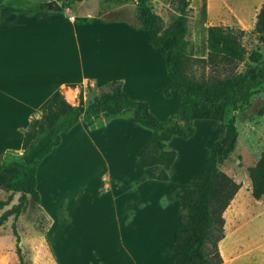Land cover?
<instances>
[{
    "label": "rangeland",
    "instance_id": "obj_1",
    "mask_svg": "<svg viewBox=\"0 0 264 264\" xmlns=\"http://www.w3.org/2000/svg\"><path fill=\"white\" fill-rule=\"evenodd\" d=\"M52 1L59 10L46 7L44 18L99 30L97 49L82 46L79 52L86 85L80 82L74 86L73 107L72 103L67 107L35 108L0 105V161L29 162L47 145L51 130L62 115L72 108L82 112L88 102L106 91V81L111 74L119 72L122 63L131 67L140 65L137 64L135 46L131 45L142 43L144 38L142 31L139 36L136 8L130 0H82L69 9L62 8L63 0H0V41L4 37L1 30L6 31L10 25L22 24L28 19L42 18V12L30 10L41 3L47 6ZM170 1L163 4L151 0L152 12L161 18L164 27L177 15ZM193 11L187 16L186 39L196 46V54L202 50L206 53L201 33L203 13L198 9L196 13ZM5 23L9 26L2 27ZM210 23L216 25V22ZM107 24L113 25L106 27ZM126 27L132 35L125 32ZM108 28H113L112 34ZM234 28L245 32L241 41L244 49L258 50L261 55L259 65L244 63L239 65L237 72L245 74L257 70L264 65V43L257 41L253 29ZM111 42L121 54L118 57L114 54V60L119 64L116 62L105 76V53L110 52ZM137 51L141 56V50ZM155 56L154 72L155 66L157 71L154 76L147 72L146 66L139 67L144 73V97L133 100L146 101L151 115L165 122L170 117L178 118L179 101L173 94L167 99L163 97L161 88L166 87V74L159 56ZM194 70L195 76L206 73L199 66ZM261 110L264 111V84L250 98L248 106L234 110L227 107L222 122L196 120L192 123L191 137H172L165 148L175 152V160L167 171L165 182L150 180L148 176L158 173L159 168H141L136 156L134 163L125 155L122 160L110 161L109 158L120 152L125 154L134 145L133 141L126 143L124 129L115 134L99 133L112 130L111 122L106 127L99 125L101 119L85 127L84 134L80 126L74 127L71 133L61 136L59 146L53 149L56 151L37 169L35 190L40 203L34 204L27 198L19 216L16 219L9 217L0 226V264H19L17 248L24 264H169L172 231L177 227V195L197 178L211 144L219 136L220 127L231 118L238 133L236 145L229 158L219 165V170L239 185V189L222 215L223 238H228L225 249H233L232 264H264V195L258 201L250 197L247 177V169L255 164L264 149V113L260 115ZM122 115L120 121H127L128 125L133 123L132 127H138L141 133H150L132 121L131 111H123ZM33 119L38 122L36 137L26 149H21L22 134ZM128 125L123 127L131 128ZM15 173L14 169L0 172V202L6 203L0 209V215L17 203L19 195L11 194L9 190L10 179ZM127 196L132 210L130 217H136L130 218L131 225L119 235L115 212ZM113 197L115 201H112ZM43 205L48 208L49 216L43 211Z\"/></svg>",
    "mask_w": 264,
    "mask_h": 264
},
{
    "label": "trees",
    "instance_id": "obj_2",
    "mask_svg": "<svg viewBox=\"0 0 264 264\" xmlns=\"http://www.w3.org/2000/svg\"><path fill=\"white\" fill-rule=\"evenodd\" d=\"M81 1L63 0L62 8L69 9ZM130 1L134 2L135 19L144 39L159 56L166 74L167 85L162 95L169 98L173 94L179 101L178 118L158 121L151 115L145 102L131 100L118 82H109L106 91L88 102L82 112L72 108L66 113L51 130L47 145L29 162H0V172L5 169L16 171L10 179L9 190L11 194L19 195L17 203L1 213L0 226L9 217L16 219L19 216L27 198L34 204L39 203L35 190L37 166L59 144L61 135L79 121L87 124L100 114L115 116L126 110L131 111L132 120L150 132L147 141L137 152L138 164L143 169L159 167V172L150 177L165 182L167 171L175 160V152L165 148L172 137H191L192 123L196 120L222 122L227 107L234 110L239 106H248L250 98L264 84V65L245 74L237 72L239 65H259L261 62L258 50L246 51L242 46L243 30L229 26H208L205 34L206 55L197 58L193 55L192 41L186 39L190 0L170 1L177 15L166 27L161 18L152 12L151 0ZM46 7L45 3H41L30 11L37 13ZM116 20L121 21L120 18ZM253 31L257 41L264 43V4L256 13ZM196 66L206 73L195 76ZM263 113V110L259 112L260 115ZM37 125L35 119L29 122L22 135L21 149H26L35 139ZM237 136L234 119L231 118L220 127L219 136L211 144L197 178L178 193L177 227L172 231L170 264H224L217 248L224 240L222 215L239 185L221 172L219 165L233 153ZM247 177L250 197L258 201L264 195V149L255 164L247 169ZM4 205L6 203L0 202V209ZM16 254L19 264H24L18 248Z\"/></svg>",
    "mask_w": 264,
    "mask_h": 264
},
{
    "label": "crops",
    "instance_id": "obj_3",
    "mask_svg": "<svg viewBox=\"0 0 264 264\" xmlns=\"http://www.w3.org/2000/svg\"><path fill=\"white\" fill-rule=\"evenodd\" d=\"M158 1L163 4L166 2V0ZM195 4H197V7ZM262 4H264V0H190L189 7L191 11L194 9V13H196L195 10L197 9L203 13L201 33L202 44H205L206 28L208 26H215V24L211 25L210 22H216V25L220 26H234L241 29L248 28L249 30H252L255 24L256 13ZM43 11H41L42 13L37 12L41 14L42 18L28 19L22 24H15V26L12 27L10 25V28L6 31H4V29L1 30L4 37L0 41V105L28 108L49 106L67 107L70 103H72L71 101H73L74 86L80 82H84V85H86V80L84 79L85 73L81 69V60L78 58L80 57L79 52H81L80 50L82 49V46H85V49H97L99 43V30L93 29L94 27L82 28L78 25L75 26L72 23H64L59 20L54 22L50 21L47 17H43L46 15ZM68 21H70V19ZM101 24L105 25L102 22ZM110 25L113 24H107L106 27H109ZM1 26L5 27L9 26V24L7 25V23H5ZM111 29L113 28H108V32L110 34L113 33ZM125 32L132 35L130 28L126 27ZM7 35L9 38H7ZM139 36H141V30ZM144 41L142 40V43H139L138 45H131L133 47L135 46L136 50L134 52H136L138 56L137 64L140 65L131 67L130 65L126 66L122 63L119 66V72L111 74V77H109L108 81H106L108 83L111 81L118 82L121 90L130 99L132 98L131 100L136 97L142 99L144 97V94H142L143 89H145L143 83L144 79L142 78L144 73L139 70V67L142 68L143 66H146L147 72H151L153 76L157 71V67L155 66L154 72L156 53L147 45L146 41L145 43ZM110 45V52L106 51L105 53V59H107L105 62V70L103 71L105 76H107V72H109L108 70L112 71L116 66L117 61L114 60L115 55L118 57L121 54L120 49L113 48V42H111ZM137 50H141V56L138 55ZM193 51L195 52L194 57L197 58H204L206 55L203 50L201 53L196 54V46L193 47ZM108 57L110 61L108 60ZM104 75L97 74V76L100 77ZM164 89L165 87L161 88V90ZM76 91L78 93L79 90L76 89ZM140 101L146 103L144 100ZM71 105L73 107V103ZM122 113L115 116L100 114L93 117L87 124H83L79 121L68 132L71 133L74 127L80 126L81 132L84 134L83 131H86L85 127H90L92 123L98 119H101L98 124H101L103 127L104 124L106 127L110 125L111 122L112 130L108 132L102 131L99 133L115 134V131L124 129L125 138L127 140L126 143L128 144L129 141H133L134 145L131 146L129 150H126L125 154L120 152L113 158H109L110 161L122 160V156L125 155L126 158L129 157V160L134 163V157L136 156L137 158V152L147 141L150 133H141L138 127H132V122V124H129L131 128H124V124L128 125V123L127 121L124 122L122 120V122L119 120L123 116ZM64 115H62V117ZM113 122L115 123L113 124ZM94 135L97 134L94 133ZM58 146L59 144L56 147ZM53 149L48 155L51 153L53 154L56 151H53ZM48 155L41 160L37 169L46 163L45 161L47 160L45 158H47ZM37 169L35 172V183L38 177V175L36 176ZM43 170H45V168H43ZM153 174H157V172H154ZM148 177L150 180L154 181L150 176ZM126 192H128V189H126ZM40 201L41 199H39V203ZM112 201H115L114 197ZM129 203V197L127 196L126 201L123 199L120 201L121 206L119 205L116 209L118 211L115 212L116 229L119 235L123 232L124 228H127L126 226L131 225L130 220L135 219L136 217H130L132 210L129 207ZM42 208L46 215L49 216L48 208H46L45 205H43Z\"/></svg>",
    "mask_w": 264,
    "mask_h": 264
},
{
    "label": "bare ground",
    "instance_id": "obj_4",
    "mask_svg": "<svg viewBox=\"0 0 264 264\" xmlns=\"http://www.w3.org/2000/svg\"><path fill=\"white\" fill-rule=\"evenodd\" d=\"M227 240L228 238H225L224 240H222L219 244V250H220V254L223 258L224 264H232L233 260L230 259V257L232 256V252L233 249L232 248H228L227 250L225 249V245L227 244Z\"/></svg>",
    "mask_w": 264,
    "mask_h": 264
},
{
    "label": "water",
    "instance_id": "obj_5",
    "mask_svg": "<svg viewBox=\"0 0 264 264\" xmlns=\"http://www.w3.org/2000/svg\"><path fill=\"white\" fill-rule=\"evenodd\" d=\"M47 7L50 8L51 10L58 11L59 7L52 1L47 3ZM182 124V122H180Z\"/></svg>",
    "mask_w": 264,
    "mask_h": 264
}]
</instances>
